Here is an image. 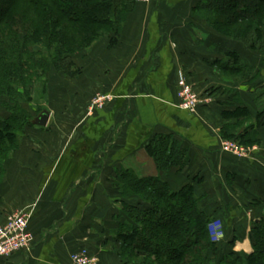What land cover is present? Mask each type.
Wrapping results in <instances>:
<instances>
[{"label":"crops","instance_id":"0c3cea01","mask_svg":"<svg viewBox=\"0 0 264 264\" xmlns=\"http://www.w3.org/2000/svg\"><path fill=\"white\" fill-rule=\"evenodd\" d=\"M197 1L136 0L115 46L106 37L76 59L81 72L67 79V97L48 109L46 126L26 129L5 160L0 224L9 213L27 210L33 242L0 256V264H73L71 255L81 247L99 264H121L113 235L121 208L116 171L123 165L139 176L157 175L146 147L158 134L175 135L190 157L184 171L165 179L176 189L193 180L197 195L221 219L222 236L236 238V251L251 253L256 209L249 203L264 200V143L257 159H241L222 150L221 133L229 122L223 110L233 101L250 109L245 125L254 120L255 89L221 76L214 61L231 48L243 56L257 53L196 17ZM181 75L199 94L196 112L179 105ZM99 95L110 97L93 106Z\"/></svg>","mask_w":264,"mask_h":264},{"label":"trees","instance_id":"16d2710c","mask_svg":"<svg viewBox=\"0 0 264 264\" xmlns=\"http://www.w3.org/2000/svg\"><path fill=\"white\" fill-rule=\"evenodd\" d=\"M136 0H0V175L5 160L19 149L27 127L37 125L25 104L50 70L77 76L76 57L103 37L115 46ZM193 13L214 31L257 53L243 56L231 48L214 61L231 82L252 84L257 113L236 100L223 110L224 138L246 145L264 143V0H198ZM44 92H47V81ZM234 97H237L236 94ZM172 134L156 135L146 152L158 174L139 176L127 167L116 171L120 222L115 251L130 264H264V213L252 220L251 253H236L233 237L222 247L211 229L216 221L193 180L179 189L165 179L189 165L188 147ZM136 199L135 202L129 200ZM249 205L264 209L261 198ZM263 211V210H262ZM222 257L220 260L217 259Z\"/></svg>","mask_w":264,"mask_h":264},{"label":"built area","instance_id":"2783aa9c","mask_svg":"<svg viewBox=\"0 0 264 264\" xmlns=\"http://www.w3.org/2000/svg\"><path fill=\"white\" fill-rule=\"evenodd\" d=\"M137 1L148 2L150 0ZM179 80V92L177 94L180 98V107L190 112H196L201 103L198 93L184 75H181ZM109 97V95L97 96L93 100V106H101ZM221 148L241 159L249 160L257 159L258 153L261 151L259 146L246 147L239 142L232 144L227 140L222 142ZM28 223H30V212L27 210H18L7 215L5 222L0 224V256H10L17 251L29 249L33 242V234ZM216 228L218 231V225ZM212 232L215 234L214 231ZM218 233L220 234V231ZM88 249L81 247L74 251L71 255L73 264H99L98 259Z\"/></svg>","mask_w":264,"mask_h":264},{"label":"rangeland","instance_id":"374dc122","mask_svg":"<svg viewBox=\"0 0 264 264\" xmlns=\"http://www.w3.org/2000/svg\"><path fill=\"white\" fill-rule=\"evenodd\" d=\"M103 38H106V37H103ZM103 38H101V39H103ZM100 39V40H101ZM100 40H98L97 42H95L91 47H90V49L91 48H93L95 45H97V43L100 41ZM109 46H110V44H109ZM112 47V46H111ZM80 56L78 55L77 57H76V59H78ZM221 74V73H220ZM222 76V75H221ZM69 77H73V76H66V75H63L61 72H56V71H54V70H50V72L47 74V80H43V81H41V82H39V83H37L36 84V86H35V89L32 91V98H31V101H29V102H27L24 106H25V108L29 111V113L31 114V117L32 118H35V116L37 115V112H39V110L40 109H42V108H44V109H49L50 107H54L55 105H56V103L57 102H60V101H62V99L64 98V96H66V94L68 93V90L65 92L63 89H67L68 88V86H69V89H70V85L67 83V79H69ZM79 77V76H78ZM78 77L77 76H74L73 77V79H75V78H77L78 79ZM223 77H225V76H223ZM44 81H47V92H44V88H45V85H44ZM67 83V84H66ZM193 86V85H192ZM67 87V88H66ZM193 88H194V86H193ZM194 90H195V88H194ZM196 91V90H195ZM66 93V94H65ZM199 95V94H198ZM99 96H102V95H99ZM67 97V96H66ZM95 98H97V96H94V98H93V100L95 99ZM56 101V102H55ZM55 104V105H54ZM28 128V127H27ZM229 141V142H231L232 144H236V142H238V141H236V140H234L233 138L232 139H230V138H223L222 139V141H221V143L223 142V141ZM235 142V143H234ZM241 144V143H240ZM261 144H253V145H248V147H255V146H260ZM264 148V147H263ZM223 150V149H222ZM225 152H226V150H224ZM228 153H230V152H228ZM232 154V153H231ZM258 156H260V154L258 155ZM153 159V158H152ZM154 160V159H153ZM249 160V159H248ZM155 162V161H154ZM155 164H156V162H155ZM157 166V165H156ZM4 175H5V172H4V174H3V176H1L0 175V185L4 182ZM251 201H254V199L253 200H251ZM252 205H249V207H251ZM257 209H259V207H256V210ZM253 210H255V208L253 209ZM256 210H255V212L253 211V214L254 215H259L258 213H256ZM263 213H264V211H263ZM218 220V219H217ZM214 221V222H212L211 223V229H212V231H214L215 232V234H213V236H214V239H215V241L217 242V243H220L221 242V244H222V247L225 249V245L224 244H226L227 242H228V240H230V239H228V237L227 236H225V235H223L222 236V234L220 233H218L219 231H220V227H219V221L221 220H218V221ZM252 221H251V223H250V229H251V227H252ZM216 225H218V231H217V228H216ZM249 233H250V231H249ZM218 236H217V235ZM218 237V238H217ZM249 239H250V236H249ZM251 241V240H250ZM119 246H120V243H119ZM234 246L235 245H233L232 246V249L236 252V253H239L240 255H243V253H249V252H240V251H236L235 249H234ZM224 251H222L221 253H220V257L217 259V261L218 260H220L221 259V257H222V253H223ZM119 256V255H118ZM119 259H120V261H121V264L123 263V264H127V263H125V261L124 260H122L121 259V257L119 256ZM128 264H130V263H128Z\"/></svg>","mask_w":264,"mask_h":264},{"label":"water","instance_id":"95a60500","mask_svg":"<svg viewBox=\"0 0 264 264\" xmlns=\"http://www.w3.org/2000/svg\"><path fill=\"white\" fill-rule=\"evenodd\" d=\"M51 116V112L48 109H44L42 112H40L39 115H37L35 119V123L37 126H46L49 122Z\"/></svg>","mask_w":264,"mask_h":264}]
</instances>
